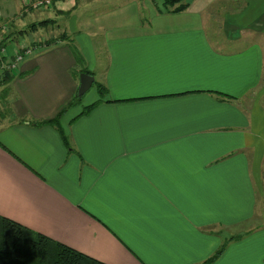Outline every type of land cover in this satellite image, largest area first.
I'll list each match as a JSON object with an SVG mask.
<instances>
[{
	"label": "crops",
	"instance_id": "1",
	"mask_svg": "<svg viewBox=\"0 0 264 264\" xmlns=\"http://www.w3.org/2000/svg\"><path fill=\"white\" fill-rule=\"evenodd\" d=\"M35 1L0 0L4 36L50 21L0 73V215L108 264H264V0ZM83 68L107 92L71 105ZM61 112L69 144L34 124Z\"/></svg>",
	"mask_w": 264,
	"mask_h": 264
},
{
	"label": "trees",
	"instance_id": "2",
	"mask_svg": "<svg viewBox=\"0 0 264 264\" xmlns=\"http://www.w3.org/2000/svg\"><path fill=\"white\" fill-rule=\"evenodd\" d=\"M55 0H53V3ZM52 3V5H53ZM51 5V6H52ZM164 9L167 12H181L189 6L188 0H163ZM51 6L47 7L50 8ZM33 9V8H32ZM35 9V8H34ZM45 9V8H42ZM50 21H41L39 23L31 24L28 28L24 30H16L10 33L8 36H4L5 31L2 34V39L0 40V47H5L10 54H13L16 50L23 51L24 49L20 46L14 51L10 52L7 48V39L11 36H18L20 39L28 32H35L42 28V26L47 25ZM64 35V36H63ZM70 41V46L76 57L77 63L82 65L84 56L79 50V48L74 44L71 37L67 34H61L59 37H50L43 40L40 45H53L60 38ZM22 41H20L21 43ZM39 45L31 44L29 46L33 51L35 47ZM31 51V52H32ZM30 54V53H29ZM27 56V55H26ZM25 56V57H26ZM25 59V58H24ZM17 70V69H16ZM15 71V70H13ZM6 70L3 72L5 78L9 79L12 77V72ZM82 71L93 73L87 68H83ZM2 73V72H0ZM98 90L101 94H106L107 88L100 82L95 81ZM82 97L76 95L72 104L80 101ZM96 104L88 105L84 108V113H88L94 108ZM66 110V109H65ZM63 110V112L65 111ZM59 114L57 118L44 122H34L35 125H43L45 123H50L57 126L67 144H69L66 134L63 132L60 126V118L62 113ZM226 242H224L219 250L208 259L204 264L211 263L216 257H218L226 248ZM0 264H108L101 260H98L92 256H89L73 247H70L60 241H57L41 232L34 231L22 223L0 215Z\"/></svg>",
	"mask_w": 264,
	"mask_h": 264
},
{
	"label": "built area",
	"instance_id": "3",
	"mask_svg": "<svg viewBox=\"0 0 264 264\" xmlns=\"http://www.w3.org/2000/svg\"><path fill=\"white\" fill-rule=\"evenodd\" d=\"M53 0H36L32 4V8L42 9L51 6ZM5 30V24L0 20V40L2 39V34ZM23 51L19 49L13 54H10L5 47H0V72L6 70L13 71L19 68L21 62L24 60L25 56L31 53V48H23Z\"/></svg>",
	"mask_w": 264,
	"mask_h": 264
},
{
	"label": "water",
	"instance_id": "4",
	"mask_svg": "<svg viewBox=\"0 0 264 264\" xmlns=\"http://www.w3.org/2000/svg\"><path fill=\"white\" fill-rule=\"evenodd\" d=\"M95 81L96 79L93 74L88 72H81L78 95L83 96L95 84Z\"/></svg>",
	"mask_w": 264,
	"mask_h": 264
},
{
	"label": "rangeland",
	"instance_id": "5",
	"mask_svg": "<svg viewBox=\"0 0 264 264\" xmlns=\"http://www.w3.org/2000/svg\"><path fill=\"white\" fill-rule=\"evenodd\" d=\"M30 9H32V8H30ZM30 9H29V11H30ZM34 9V8H33ZM48 26L50 25V22L47 24ZM45 26V25H44ZM44 29H50V27H48V28H44ZM43 32H46V30H43ZM21 43H19V46L20 47H22V48H28V46H31V44H35V40H29V39H25V38H23L22 37V39H21ZM20 42V41H19ZM98 87H97V85L96 84H94L85 94H84V97H85V99L87 100V99H89V98H92L93 96H95L96 94H97V92H98Z\"/></svg>",
	"mask_w": 264,
	"mask_h": 264
}]
</instances>
